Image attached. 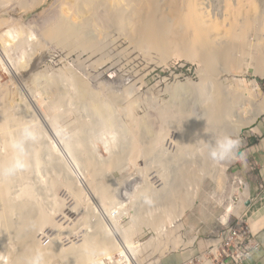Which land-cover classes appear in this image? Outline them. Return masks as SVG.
I'll return each mask as SVG.
<instances>
[{
  "label": "rangeland",
  "instance_id": "rangeland-1",
  "mask_svg": "<svg viewBox=\"0 0 264 264\" xmlns=\"http://www.w3.org/2000/svg\"><path fill=\"white\" fill-rule=\"evenodd\" d=\"M210 4L0 0V103L9 111L32 115L11 123L8 133L0 136V155L5 142L13 145L25 125L33 126L35 139L23 143L28 166L13 173L14 187L27 184L31 207L61 214L51 215L60 229L81 235L100 224L103 235L105 228L116 246L106 252L94 249L85 264H182L203 259V242L212 246L218 232L247 208L251 171L244 166L245 134L264 110L230 136L239 141L237 154L213 168L216 176L206 167L202 170L199 143L188 140L190 145L183 147L185 134L180 136L176 128L180 117L200 118L214 101L231 102L232 120L248 119L255 108L264 106V16L241 32V23L236 27L230 18L222 19L224 7L213 9ZM56 25L63 30L48 35ZM9 64L19 72L26 67L31 71L16 79ZM148 126L161 140L150 153L132 157L134 132L141 131L139 144L144 147L152 138ZM87 161L101 169L99 184L108 192L105 204L94 197L98 188L88 181ZM74 168L82 174L79 179ZM172 187L190 199L178 200L176 210L167 214L158 197ZM160 215L167 223L151 226ZM171 221L175 227H170ZM108 223L124 237L128 233L137 252L135 262L125 240H116ZM72 243L80 241L68 245Z\"/></svg>",
  "mask_w": 264,
  "mask_h": 264
},
{
  "label": "bare ground",
  "instance_id": "bare-ground-1",
  "mask_svg": "<svg viewBox=\"0 0 264 264\" xmlns=\"http://www.w3.org/2000/svg\"><path fill=\"white\" fill-rule=\"evenodd\" d=\"M210 1H211L210 5H212L211 7H213V9L214 8L221 9L223 7L225 8L226 12H224L222 15L223 20L227 21L230 18L231 22L235 23V26H236V22L241 23L243 26L242 30H240V28H237L241 32L248 31L251 27L254 26L255 23H258L259 19H261L264 16V1L263 0H259L258 2L256 0H223L224 2L221 5H220L221 0H210ZM187 13H188V10H187ZM57 25L50 28V30L48 31L49 33L48 35H51V34L57 35L61 31L62 29L60 28L61 26L59 27ZM238 32H235L234 34H238L237 36H240V35L242 36V34ZM1 51L2 50L0 49V52ZM30 69H31L30 67L29 68L26 67L24 70H22V72H19L17 68L15 69L13 68V66L10 65L11 73L13 77H16V79H19V77H22V75L23 76L27 75L29 71H31ZM225 100H221V102L214 101V105L212 107L210 106L211 108L209 107V109H207V113H204L202 117L200 118L199 117L198 118L196 117L195 118H184L183 116L182 117L179 116L180 123L179 125L176 124V128L178 130L177 132L179 133V135L183 136V134H185L184 137L187 138V141H185L186 138L185 140L184 139L180 140L183 147L190 145L188 140H190L192 144L194 145L196 144V142L199 143L200 151L204 152V155L202 157V167L201 168L202 170H204L205 169L204 167H206L205 171L206 172L209 171L208 174L211 173V175H213L212 174L213 168L220 167V164L213 162L208 157V147L210 145L214 146L216 141L221 137H224V136L230 137L232 134H238L243 125L252 122L254 119H256L257 115L264 110V106L259 105L257 108H255V110L252 112V115H250L248 119L240 118V116H237L235 114L234 117L235 116L237 117L234 120H232L233 116L231 115L232 114L231 108L233 106L231 105L230 101H225ZM57 102H59V99L57 100ZM21 111H19L20 113L9 111L7 106H4V103H0V136L8 133L11 123L23 120L25 118L27 119L29 117H32L31 114L27 113V111L24 110L25 114ZM45 117H44V120L49 125L53 124L52 121L49 122V120H47ZM165 117L166 118L164 119H170L168 115L167 116L165 115ZM42 119H43V115H42ZM137 125H141V124L138 123ZM145 129L149 132L148 134L152 135V138H150V140L148 139L149 142L147 141L146 143L148 145L145 144L144 147H140L142 145V144L141 145L139 144L140 138L142 137V135L140 136L139 134L141 133V131L134 132L135 134L132 136V141L130 143L131 144L130 145V153H131L130 155L132 157L138 156V154L140 156L141 152L150 153V151H152L154 148V144L158 143V141L161 140L162 138V136L160 137L159 134L158 135L156 133L154 134L155 131L153 132L152 130H150L149 126H148V129L147 128ZM183 131H185L186 133H183ZM3 149H4L3 155H0V243H1L0 244V248H1L0 249L1 250L0 264H85L90 257L89 254L94 249L100 252L102 251L106 252L109 249H111V247L114 245V243L111 240V235H109L108 232H105L104 230L105 228L102 229L104 231V234L102 235V233H100L101 228H98L100 224L99 225L96 224L97 227L95 225L96 228L92 231V233L89 232V233L80 235L79 232L74 233L75 231L69 232V231H66V229H60L58 221H56V219L54 220V218L56 217L51 216V215H54V216L58 215L59 214L58 212H57L58 214L56 215L55 213L50 215L41 206L40 207L37 206L36 208L31 207L30 203H32V201L28 202V197H30L31 195L29 186L27 184H24L23 186H20L21 188L15 189L14 175L7 174L6 172V169L14 163L16 155H19V153L10 142H5L3 144ZM86 164L88 166L87 167V177L89 175L88 181L89 183L92 184L94 189L98 188V189L93 190L95 191L94 197L96 200H99L103 204H105L108 198V192H107V188H105L104 185H102L104 187H101L99 184L100 176H101V173L99 174V172H101V169L97 167V164H95V162L87 161ZM27 166H28V163L26 162V167ZM73 174L74 176H76L77 179H79V177H81L82 175L81 173L77 172L76 169L73 170ZM213 176H216L215 173ZM190 177H191V180L193 179L195 180V177L193 175ZM161 178H163V176ZM21 179L23 180V178ZM162 187H164L163 182H162ZM175 187L165 190L164 193L161 192V195H159L158 197V199H161V201H163L164 204L166 205L165 210H167L168 212L167 214H169L170 212H174L173 211L174 208L176 210L177 208L176 203L178 200L182 198L187 199L188 197L179 191L181 186H179L180 187L178 188L179 190L175 189ZM160 190L162 189L160 188ZM158 193L156 194V196L158 195ZM195 198L196 197L192 196V202H194ZM188 199L190 198L188 197ZM184 202H186V200ZM180 206H183V205H180ZM100 213H101L100 218L104 219L106 217L104 214V211L102 210L100 211ZM164 217L165 215L157 216L155 219L151 221L152 225L151 224L150 225L151 226H161L162 225L163 227V225L167 223V221L164 220ZM108 225H109L108 227L109 231L115 232L114 237L116 238V240H117V237H121L122 239L125 240L126 249L129 248L132 252V255L129 253V256L132 258V260L133 261L137 260V256H136L137 252L135 251L133 246H130L131 242L127 239V237H129L127 236L128 233L125 231L127 233L125 235L126 237L125 238L123 235H121L118 227L113 226L109 223ZM169 225L170 227H172L174 223L171 221ZM108 228H106V231ZM82 231L84 232V230ZM75 239H79L80 244H77L76 246H74L73 243L71 245H68L70 241L72 242ZM202 264H210V263L208 259L203 258Z\"/></svg>",
  "mask_w": 264,
  "mask_h": 264
},
{
  "label": "crops",
  "instance_id": "crops-1",
  "mask_svg": "<svg viewBox=\"0 0 264 264\" xmlns=\"http://www.w3.org/2000/svg\"><path fill=\"white\" fill-rule=\"evenodd\" d=\"M245 137L244 166L251 174L248 175L250 200H247L249 205L243 216L250 226L257 248L243 264H264V190L260 188L264 179V116L251 126Z\"/></svg>",
  "mask_w": 264,
  "mask_h": 264
},
{
  "label": "built area",
  "instance_id": "built-area-1",
  "mask_svg": "<svg viewBox=\"0 0 264 264\" xmlns=\"http://www.w3.org/2000/svg\"><path fill=\"white\" fill-rule=\"evenodd\" d=\"M261 190H264V179L260 183ZM227 224L224 230L218 232L216 241L209 245L203 242L205 252L203 258L208 259L210 264H243L251 257L257 248V243L253 241V234L245 216L236 218ZM234 222V223H232ZM208 254L209 256H205ZM200 257L196 258L198 262ZM195 260H187L182 264H196Z\"/></svg>",
  "mask_w": 264,
  "mask_h": 264
},
{
  "label": "clouds",
  "instance_id": "clouds-1",
  "mask_svg": "<svg viewBox=\"0 0 264 264\" xmlns=\"http://www.w3.org/2000/svg\"><path fill=\"white\" fill-rule=\"evenodd\" d=\"M35 131L32 125H25L21 130V137L13 144V147L18 151L19 156L15 162L6 169L7 174H13L17 170L26 167L25 153L23 143L26 140L35 139ZM239 148V141L229 136L219 138L215 145L208 147V157L215 163L224 160L232 159L236 156ZM242 155V154H241Z\"/></svg>",
  "mask_w": 264,
  "mask_h": 264
},
{
  "label": "water",
  "instance_id": "water-1",
  "mask_svg": "<svg viewBox=\"0 0 264 264\" xmlns=\"http://www.w3.org/2000/svg\"><path fill=\"white\" fill-rule=\"evenodd\" d=\"M246 205H249V202H246Z\"/></svg>",
  "mask_w": 264,
  "mask_h": 264
},
{
  "label": "trees",
  "instance_id": "trees-1",
  "mask_svg": "<svg viewBox=\"0 0 264 264\" xmlns=\"http://www.w3.org/2000/svg\"><path fill=\"white\" fill-rule=\"evenodd\" d=\"M260 82L262 83V82H263V80H260Z\"/></svg>",
  "mask_w": 264,
  "mask_h": 264
}]
</instances>
